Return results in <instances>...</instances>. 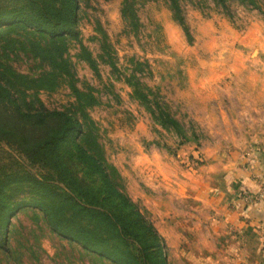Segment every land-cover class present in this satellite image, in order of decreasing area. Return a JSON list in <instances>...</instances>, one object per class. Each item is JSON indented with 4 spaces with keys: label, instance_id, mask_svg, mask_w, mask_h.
Returning <instances> with one entry per match:
<instances>
[{
    "label": "rangeland",
    "instance_id": "1",
    "mask_svg": "<svg viewBox=\"0 0 264 264\" xmlns=\"http://www.w3.org/2000/svg\"><path fill=\"white\" fill-rule=\"evenodd\" d=\"M178 1L190 38L168 0L78 1V38L69 40L66 56L81 100L68 78L54 75L26 47L7 49L4 59L29 76L49 72L46 84L28 90L27 99L37 96L48 109L66 110L91 127L112 184L79 162L74 171L99 201L132 217L137 210L152 224L167 264H186L167 231L178 217L174 211L189 208L172 198L168 184L148 186L158 177L157 166H166L171 186L184 177L181 172L264 145V0H255L257 8L241 0H225V6ZM84 48L95 66L84 58ZM2 169L39 173L4 143ZM31 195L28 184L17 183L14 201L27 202ZM6 237L9 249L0 248V264H115L52 231L29 204L15 210Z\"/></svg>",
    "mask_w": 264,
    "mask_h": 264
},
{
    "label": "trees",
    "instance_id": "2",
    "mask_svg": "<svg viewBox=\"0 0 264 264\" xmlns=\"http://www.w3.org/2000/svg\"><path fill=\"white\" fill-rule=\"evenodd\" d=\"M78 1L0 0V42L4 44L0 54V143L16 149L39 169V173L0 171V248L9 249L6 231L15 210L29 204L39 209L52 231L115 264H167L153 225L137 210L133 209L132 217L99 201L93 188L81 182L74 171L79 162L106 185L112 184L91 127L66 110L48 109L37 96L27 99L28 90L46 84L49 72L29 76L4 60L7 49L26 47L34 58L50 66L54 75L68 78L74 95L81 100L83 92L75 85L66 56L69 40L78 38ZM168 1L173 18L190 38L179 1ZM214 1L225 6V0ZM241 1L257 8L255 0ZM130 15L135 16L133 12ZM84 52V58L95 66L85 48ZM160 112L174 120L162 109ZM21 182L32 192L27 202L14 201ZM119 196L128 203L125 196Z\"/></svg>",
    "mask_w": 264,
    "mask_h": 264
},
{
    "label": "crops",
    "instance_id": "3",
    "mask_svg": "<svg viewBox=\"0 0 264 264\" xmlns=\"http://www.w3.org/2000/svg\"><path fill=\"white\" fill-rule=\"evenodd\" d=\"M165 169L158 165L155 183L147 184H168L180 207L188 204L189 210L174 211L178 217L167 229L175 235L173 249L180 262L264 264V145L181 172L184 177H175L172 189Z\"/></svg>",
    "mask_w": 264,
    "mask_h": 264
},
{
    "label": "built area",
    "instance_id": "4",
    "mask_svg": "<svg viewBox=\"0 0 264 264\" xmlns=\"http://www.w3.org/2000/svg\"><path fill=\"white\" fill-rule=\"evenodd\" d=\"M243 197H244L246 200H250V199H251V195H250L247 191H243Z\"/></svg>",
    "mask_w": 264,
    "mask_h": 264
}]
</instances>
